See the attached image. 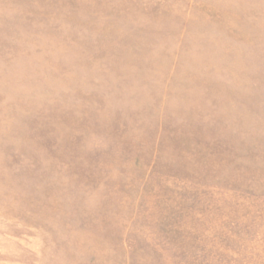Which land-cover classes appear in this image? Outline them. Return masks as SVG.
<instances>
[{
  "label": "rangeland",
  "instance_id": "obj_1",
  "mask_svg": "<svg viewBox=\"0 0 264 264\" xmlns=\"http://www.w3.org/2000/svg\"><path fill=\"white\" fill-rule=\"evenodd\" d=\"M0 264H264V0H0Z\"/></svg>",
  "mask_w": 264,
  "mask_h": 264
}]
</instances>
